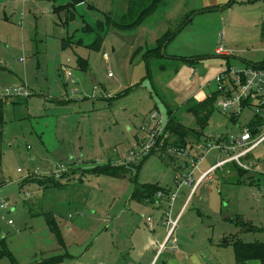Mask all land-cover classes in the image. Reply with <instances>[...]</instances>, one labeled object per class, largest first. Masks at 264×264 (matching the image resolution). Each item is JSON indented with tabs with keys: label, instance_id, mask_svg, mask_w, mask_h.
Segmentation results:
<instances>
[{
	"label": "rangeland",
	"instance_id": "obj_1",
	"mask_svg": "<svg viewBox=\"0 0 264 264\" xmlns=\"http://www.w3.org/2000/svg\"><path fill=\"white\" fill-rule=\"evenodd\" d=\"M130 1L85 0L68 21L51 0H0V251L7 253L0 264L66 253L61 264H147L153 251L144 255L143 245L166 229L168 203L140 204L132 198L136 184H159L183 199L194 188L173 235L195 254L194 264H236L232 240L264 242V231L244 229L264 227L262 148L255 169L223 166L196 187L177 184L193 158L204 154L205 170L224 155L208 148L217 134L237 135L255 115L256 106H246L234 121L214 107L202 125L189 107L216 92L215 78L229 67L264 59V0H133L139 9L128 20ZM150 5L140 23L120 25ZM222 43L228 55L216 52ZM157 44L162 55L147 61ZM168 108L200 136L186 138L183 151L143 154L152 115L166 124ZM167 133L156 146L176 137ZM105 166L131 169L94 171ZM168 253H177L174 245L156 264ZM181 255V264H191Z\"/></svg>",
	"mask_w": 264,
	"mask_h": 264
},
{
	"label": "built area",
	"instance_id": "obj_2",
	"mask_svg": "<svg viewBox=\"0 0 264 264\" xmlns=\"http://www.w3.org/2000/svg\"><path fill=\"white\" fill-rule=\"evenodd\" d=\"M220 37L223 38V35ZM216 52L221 55L229 54L224 43L218 46ZM68 74L71 75V72ZM215 80L217 82V91L221 92L220 95L222 96L221 99H217L216 107L224 112H230L231 116H234L237 120L242 115V111L246 106H256L255 112L263 114L264 117V65H250L238 69L229 67L227 71L220 73ZM202 90L203 87L199 91L201 92ZM210 95L212 94H208L207 96L209 97ZM157 117L158 114H153L151 117L154 123L152 127H148L150 133L147 136L148 143L143 145V154L158 148L155 144L159 135L168 136V133L165 131L166 124L164 120L161 118L157 119ZM208 148L209 150L219 149L224 152V155L218 156L216 162L203 171L198 179L195 178V172L199 169L205 155L201 154L193 158L189 164L190 169L185 178L180 180L178 177L177 184L179 186L194 185L196 187L213 171L228 163H236L244 170L257 168L254 161L247 159V157L257 148H263L264 150V123L257 125L254 130L245 125L237 135L231 134L223 138L217 134V140H212ZM157 196L161 199L163 193L158 192ZM177 196L178 191L172 192L167 201L168 205L163 220L164 224L168 227V233L165 242L159 243L156 248V258L153 264L166 251L168 242H172L175 250L178 248L176 241L172 239L179 220L172 217V207ZM2 206H5V204L3 203ZM148 222L152 228L153 219L151 217L148 218Z\"/></svg>",
	"mask_w": 264,
	"mask_h": 264
},
{
	"label": "trees",
	"instance_id": "obj_3",
	"mask_svg": "<svg viewBox=\"0 0 264 264\" xmlns=\"http://www.w3.org/2000/svg\"><path fill=\"white\" fill-rule=\"evenodd\" d=\"M55 2L56 0H51ZM85 0H72L71 3H68L67 5H60V6H55L54 5V11L57 13L65 12L67 14L66 20L70 19H75L76 18V6L77 4L84 3ZM155 3V2H154ZM143 4V3H142ZM145 7V5L143 4ZM156 5H152V7H155ZM151 5L146 9V12H142V15L138 17L136 21H130V22H124L125 24H120L121 26H126L130 27L134 24L140 23L144 16L146 15L147 12L151 10ZM139 7L136 4V1H130L129 9H128V20L129 17L133 15L134 12H137ZM108 19H110L108 17ZM110 22L113 20L110 19ZM113 23V22H112ZM115 23V22H114ZM101 27H103L101 25ZM103 38L99 36L95 42V47H99L102 44ZM162 47V44H157V47L155 50H149L147 55H145V58L148 61L149 56H154L158 57L161 54V50H159ZM188 62H191L192 60H187ZM259 66V65H264L263 62H254V63H249L247 64L248 66ZM229 69V68H228ZM221 92H214L212 95H210L207 99H204L203 102H198L196 104H193L189 107V110L195 113L196 120L200 124H205L206 121L209 119L214 107H216V101L218 99V94ZM5 100L0 98V139L3 135V130H4V125H5V117H4V111H3V105H4ZM168 113V119L166 123V128L165 130L169 132L173 138V136H176L173 138V140H170L166 138L163 141V144L160 145V142H158L159 146L158 148H155L153 150H161L165 151L169 149L170 146L176 147L180 149V151H183V148L186 147V138L189 137H194L197 136L199 137L200 134L198 131L194 129H189L186 127H183L181 124H179L174 117V112L171 108L167 109ZM232 119L235 121L236 119L234 116H232ZM264 123V117L263 114L259 112H255V115L253 119L247 123V125L252 128V130L255 129L257 125H262ZM161 141V139H159ZM1 147H0V159L2 158V153H1ZM234 166H237L239 169L242 171H246L242 168H240L236 163H234ZM131 168H126L124 166H105L98 168L97 170L94 169L95 172L98 173H107L115 176L121 175V171L124 172H129ZM56 179V178H54ZM158 192H162L163 196L162 199L168 201L169 196L171 195L170 190L165 189L161 187L159 184H136L132 193V198L143 203H155L158 201L160 198H158L157 194ZM47 221L49 225L54 229L56 226V219L53 215H47ZM244 229L246 230H253V231H264V227L257 228L254 227L253 225H250L246 227V224H244ZM234 248V254H235V260L236 264H264V242L260 241H255V242H248L244 241L242 239H235L230 242ZM7 253L5 251H0V257L5 256ZM60 259L58 258H51L49 260H44L43 262H33L30 264H55L59 261ZM257 262V263H253ZM18 264V263H14Z\"/></svg>",
	"mask_w": 264,
	"mask_h": 264
},
{
	"label": "crops",
	"instance_id": "obj_4",
	"mask_svg": "<svg viewBox=\"0 0 264 264\" xmlns=\"http://www.w3.org/2000/svg\"><path fill=\"white\" fill-rule=\"evenodd\" d=\"M57 1V0H56ZM53 2V1H52ZM85 3V2H84ZM84 3H80V4H77V6L78 5H81V4H84ZM54 5L55 6H57L56 4H55V2H53V4H52V6L54 7ZM76 6V7H77ZM148 52H149V50H148ZM225 55H228V54H225ZM264 61V59H261V60H259V62H263ZM247 64H249V63H247ZM247 64H245L243 67H241V68H245L246 66H247ZM258 149V148H257ZM257 149L256 150H254L248 157H247V159H249V160H252V161H254V163H255V165L257 166V164H256V161H259V156H257L255 153H256V151H257ZM263 149V148H262ZM221 154V153H220ZM218 156H220V155H218ZM218 156H217V158H218ZM262 156H264V150H262ZM215 162H213V164H214ZM213 164H211V165H209V167L210 166H212ZM231 165H233L234 166V163H228V164H226V165H224V167L225 166H231ZM201 166H202V164L200 165V167H199V169L195 172V174L196 175H199L200 176V174L203 172V171H205V170H207L209 167H207V169H205V170H202V168H201ZM221 168V167H220ZM199 176L197 177V179L199 178ZM184 186H190V185H184ZM194 188H192V190L189 192V193H187V195H184L185 196V198L183 199V197H178V198H176L175 199V201H174V204H173V207H172V217L173 218H178L179 220H178V224H177V226H176V228H175V230H174V234H175V232H176V230H177V228H178V226H179V224H180V221H181V219H182V217H183V212H184V210H188V209H191V207L193 206V204H192V198H193V195H192V193H193V190ZM135 200V199H134ZM137 201V200H136ZM137 202H139V201H137ZM140 204H143V205H149V204H153V205H155L156 207H163L164 205H165V200L164 199H159L158 201H156L155 203H143V202H139ZM188 208V209H187ZM166 208H164V210H165ZM164 222V221H163ZM154 223V222H153ZM153 223H152V226H153ZM150 226V225H149ZM164 226H165V230H166V232H165V230L163 231L161 228L158 230V233H157V237H150V239L143 245V250H144V255H145V253H150V251L153 253L152 254V256L150 257V259H148V261H147V264H153V262H154V260H155V258H156V253H154V251L156 252V248H157V246H158V244L159 243H163V242H165V239H166V236H167V233H168V227L164 224ZM57 228L59 229V227L57 226ZM151 228V227H150ZM179 229H182V228H179ZM154 230V228L152 227V230L151 231H153ZM183 231H190V229H189V227H187L186 229H184ZM190 233H192L191 231H190ZM173 234V235H174ZM173 239V238H172ZM177 241V240H176ZM177 243V242H176ZM169 244H172V242L170 241V242H168L167 243V249H166V251H168V246H169ZM184 245H186V243H183V245H180V247H178L175 251L177 252V253H174V254H170V253H168V255L166 256V260H165V262L163 263V264H181L180 263V260H178V258H177V256H178V254H182L180 257H182L183 255H185L186 257H185V259H186V261L188 262H190L191 264H194L193 262H195V254L194 253H191V254H186V253H188V251L186 250V247H184ZM164 253V252H163ZM163 253L157 258V260H156V262H155V264L157 263V261H159V258L163 255ZM68 255V253H66V254H64V255H61L60 257L61 258H58V257H54V255H52V256H49V257H46V258H43V259H36V262H43L44 260H48V259H50V258H58V259H60L57 263H55V264H61V263H63V261H64V258H65V256H67ZM35 262V261H34ZM253 263H257V262H253ZM139 264H141V263H139Z\"/></svg>",
	"mask_w": 264,
	"mask_h": 264
}]
</instances>
